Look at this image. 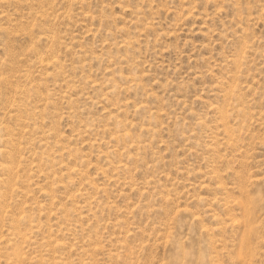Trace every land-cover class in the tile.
<instances>
[{
  "label": "rangeland",
  "instance_id": "rangeland-1",
  "mask_svg": "<svg viewBox=\"0 0 264 264\" xmlns=\"http://www.w3.org/2000/svg\"><path fill=\"white\" fill-rule=\"evenodd\" d=\"M0 264H264V0H0Z\"/></svg>",
  "mask_w": 264,
  "mask_h": 264
},
{
  "label": "bare ground",
  "instance_id": "bare-ground-1",
  "mask_svg": "<svg viewBox=\"0 0 264 264\" xmlns=\"http://www.w3.org/2000/svg\"><path fill=\"white\" fill-rule=\"evenodd\" d=\"M242 180H243V179H242ZM242 180H241V181H242ZM240 186H241V185H240ZM243 189H244V188H243ZM248 204H249V203H248ZM246 210H247V208H246Z\"/></svg>",
  "mask_w": 264,
  "mask_h": 264
}]
</instances>
